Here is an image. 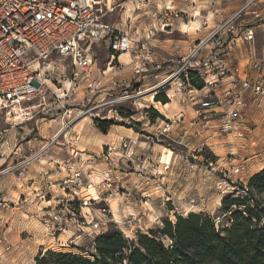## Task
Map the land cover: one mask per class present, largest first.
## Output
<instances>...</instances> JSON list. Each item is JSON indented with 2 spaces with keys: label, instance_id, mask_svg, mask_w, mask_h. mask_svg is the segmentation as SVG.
Instances as JSON below:
<instances>
[{
  "label": "rangeland",
  "instance_id": "1",
  "mask_svg": "<svg viewBox=\"0 0 264 264\" xmlns=\"http://www.w3.org/2000/svg\"><path fill=\"white\" fill-rule=\"evenodd\" d=\"M150 1L151 3L148 0L146 5V2L142 3L139 8L138 2L134 0V8L131 5L128 9L118 8L107 13L104 20L123 31L131 25L140 31L159 27L157 20L163 17L168 0H164L163 4L160 3L161 0ZM248 1L220 0L218 6L225 16L241 11L238 22L253 28L256 38L253 47L243 41L236 42V52L241 57L239 64L244 66L246 78L253 81L250 78L255 76L252 66V60L255 59L251 50L253 48L254 55L255 48L260 53L264 46V0H255L244 8ZM190 3L191 0H173L176 9L192 11V6L188 8ZM205 7L211 8L207 4H200L196 11ZM202 11L208 16L207 24L188 32L184 30L187 27L183 28V25H188L185 21H173L166 32H159L151 38L154 52L167 58L173 53L174 43H179L182 48L180 53H184L187 39H191L194 41L192 44H195L199 38L206 37L218 22L212 13L208 15L209 10ZM167 33H170L168 37L172 38L164 41L169 48L157 46L154 41L163 38V34ZM94 49L97 64L93 68V75L87 79L82 77L78 85L72 86L70 90L68 76L72 67L69 59L61 60L56 56L53 58L57 66L52 77L48 76L51 79L49 85L57 93L66 95L64 102L70 110L66 119H73L71 125L63 131V112L52 105L55 108L45 116L41 111L40 97L20 105L26 109L24 112H28V115L19 118L17 124L12 125L14 117L18 118L16 110H12L8 117L6 112L3 113L1 129L9 131L0 141V154L4 153L3 157L0 155V264H37V257L47 250L76 253L94 259L98 236L114 231H120L126 239L135 243L139 235L145 234L159 236L166 245H170L169 237L160 234L159 230L164 228L166 221L175 223L177 215L203 213L214 219L217 228H223L231 225L232 216L231 212L224 210V199L249 198L253 209L264 206V192H252L249 186L250 179L264 169V101L261 105L256 104L251 90L244 93V114L247 115V120L242 136L237 130L231 133L223 132L219 126L220 115L207 125L203 122L196 123L194 118L198 104L189 100L183 103L179 94L174 95V88L171 91L167 88L159 92L171 103L167 108L156 107L150 96L145 97V94H150V91L146 90L140 97H131L118 106L98 107L102 100L109 101L124 95V90L116 88L114 81L132 83L136 81V76L133 60L130 63L123 61L119 68H112L108 65V46L104 44L95 46ZM157 63L161 64L162 60L159 59ZM52 66L49 70H53ZM127 66H132L134 77L119 76L118 71ZM166 66L167 64L152 65L149 76L154 72L165 76L168 71ZM62 74H66V77ZM262 76L264 77V72ZM58 79L66 83L60 85ZM155 80L149 79L142 89L156 84L161 78ZM96 82L100 86L94 94L89 85H95ZM194 84L198 87L203 85L201 82ZM227 87V83H222L219 92H223ZM133 91L134 88L128 89L129 94ZM159 102L164 103L163 97ZM153 110L158 115L153 116ZM44 117V121L39 120ZM54 120L57 122H53ZM105 121L112 123L107 133H103L99 128L100 123ZM167 123L171 125V129L161 133ZM59 131H62V134L53 138ZM71 132L82 134L77 145L72 143L68 134ZM123 138H126L127 144L134 149V155L129 161L145 164L142 166L145 168H125L123 174L118 175L117 185H113L110 193L101 192V200L98 203L91 201L95 208L94 213L99 212L100 208L107 207L111 210L113 221L105 230H80L84 219H79V215L75 216L73 210L78 203L79 190L67 182L76 178L71 166L83 172L79 178L88 185V177L92 172L103 171L106 166L115 167L114 161L107 163L102 169H95L92 163L106 164L104 155L109 146L119 143ZM53 139L55 141L47 145L48 141ZM77 149L80 151L74 156V150ZM34 153H37V156L34 155L35 158L30 160ZM123 160L127 161L126 158ZM120 166L124 167L123 164ZM238 166L245 169L235 174L233 169ZM245 183L249 186V192L242 193L241 189ZM135 186L143 190L139 191ZM125 187H132L129 194ZM83 190L86 195L87 191ZM143 192L148 193L146 198H142ZM105 197L110 198V204L107 203L109 199ZM239 209L243 207H231L233 213Z\"/></svg>",
  "mask_w": 264,
  "mask_h": 264
},
{
  "label": "built area",
  "instance_id": "2",
  "mask_svg": "<svg viewBox=\"0 0 264 264\" xmlns=\"http://www.w3.org/2000/svg\"><path fill=\"white\" fill-rule=\"evenodd\" d=\"M147 1L137 0L140 4ZM219 2L220 0H191L188 8L192 6L193 9L188 11L176 9L173 0H168L164 7L163 17L157 20V24H160L159 27H150L140 31L137 28H132L131 25L129 29L123 31L113 23L104 20L107 13L122 7V0H0V124L4 112L8 117L14 110L13 106L16 107L23 102L40 97L41 111L45 116L53 110L52 108H60L59 111L63 112L62 118L65 123L61 130L63 131L68 125H71L73 119H66V115L70 111L64 102L66 95L57 93L49 85L50 77L55 73L57 66L53 58L56 56L61 60L69 59L72 67L68 76L70 82L68 90H70L72 86L78 85V81L82 77L87 79L93 75V68L97 64L94 47L106 44L110 52L108 65L112 68H119L123 64L119 59L122 53L132 51L136 54L133 58L136 81H132V83L114 81V86L123 89L124 95L109 101L102 100L98 107L118 106L131 97H140L146 92L145 90H150V93L153 92L155 96L167 88L170 91L174 88V95L178 96L179 94L183 103H187L186 101L189 100L191 103L198 104L194 118L196 123L203 122L204 125H207L220 115L219 126L223 132L231 133L237 130L238 134L242 136L244 133L242 130L246 127L247 120V115L244 114L246 105L245 99H243L244 93L251 90L256 104L261 105L264 101V77L262 76L264 46L260 53L255 48L254 55L253 48L251 50L252 57L255 59L252 60L255 76L250 78L253 80L250 81L245 76L244 66L241 67L239 64L241 57L236 52L238 47L236 42L243 41L253 47L256 41L253 28L250 27L251 25L238 22L241 11L225 16L218 6ZM254 2L255 0H249L244 8ZM200 4H207L211 7L210 9L205 7V9L209 10L208 15L212 13L218 22L214 29L206 37L199 38L195 44H192L194 41L191 39H187L184 53H180L182 48L179 43L172 45L173 53L170 57L166 58L154 52L150 42L151 38H154L159 32H166L173 21L181 20L190 24L194 20L199 27L208 23V16H205L202 11L205 9L196 11ZM174 52L182 55H176ZM159 59L162 60L161 64H167V74L156 84L142 89L147 85L151 66L161 65L157 63ZM51 66L53 70H49ZM65 75L62 74L64 78ZM57 82L61 83L60 85L66 83V81L61 82L60 79ZM195 82H201L203 85L198 87L194 84ZM222 83H227L228 87L223 92H219ZM89 86L96 94L100 84L90 83ZM133 88L134 91L129 94L128 89L133 90ZM168 96L171 98L169 94ZM89 100L91 101L92 98ZM64 115L65 117H63ZM44 119L45 117L39 120L44 121ZM17 120V117H14L12 125L13 123L17 124L19 122ZM7 121L11 123L8 118ZM37 128L40 129L39 126ZM170 129L171 125L167 123L160 132L165 133ZM8 131L9 129L2 130L0 125V141L6 137ZM68 134L72 143L77 145L79 133ZM54 141L55 139L52 140V143ZM127 142L126 138H123L120 140V144L117 142L109 146L104 155L105 163L107 165L114 161L115 167L105 165L106 167L101 171L103 177L101 183L94 184L92 179L94 172L100 170L92 172L88 177L87 185L79 178L83 172L71 166L73 176L76 178L67 182L79 190V192L76 191L79 194L78 203L75 204L73 210L75 216L79 215V219L81 217L84 219L83 225L85 226L80 225V230H85V228L90 232L105 230L106 226L113 221L111 210L107 207L100 208L99 212L94 213L95 208L91 201L98 203L101 200V192L110 193L113 185H117L118 175L123 174L125 168L135 167L136 170L145 168H142L145 164L129 161L134 155V149ZM77 151L80 150H74V156L78 155ZM0 155L3 157L4 153ZM34 155L37 156V153L28 158L32 160L35 158ZM123 158H126L127 161H124ZM121 160H123L124 167L120 166L122 165ZM93 167L98 169L95 165ZM244 169L238 166L233 171L235 174H239ZM92 185H94V193L91 191ZM125 188L128 194L132 190V187ZM135 188L139 191L143 190L139 186H135ZM83 189L87 191L86 195L83 194ZM241 192H249L247 183L244 184ZM97 193L98 195L95 196ZM146 194L148 193L143 192L142 198H146ZM107 199H109L107 203L110 204V198ZM107 199L105 200L107 201ZM71 210L72 208L67 211ZM85 232L88 231L85 230Z\"/></svg>",
  "mask_w": 264,
  "mask_h": 264
},
{
  "label": "trees",
  "instance_id": "3",
  "mask_svg": "<svg viewBox=\"0 0 264 264\" xmlns=\"http://www.w3.org/2000/svg\"><path fill=\"white\" fill-rule=\"evenodd\" d=\"M161 97L163 104L168 103L160 93L155 101ZM111 124L105 121L99 128L107 133ZM249 186L252 192H264V169L250 179ZM236 205L243 209L233 213L231 207ZM223 207L232 213L231 225L223 228L203 213L177 215L175 223L166 221L159 233L169 237L170 245L159 236L145 234L135 243L114 231L98 236L94 259L47 250L37 257V264H264V206L253 209L249 198H226Z\"/></svg>",
  "mask_w": 264,
  "mask_h": 264
},
{
  "label": "crops",
  "instance_id": "4",
  "mask_svg": "<svg viewBox=\"0 0 264 264\" xmlns=\"http://www.w3.org/2000/svg\"><path fill=\"white\" fill-rule=\"evenodd\" d=\"M135 1H137V0H135ZM162 2H160V3H162L163 4V1L164 0H161ZM122 2H123V6H125V9H126V7L127 8H130V6L129 5H131L133 8H134V6H136V4H135V2H134V0H126V1H123L122 0ZM148 2V1H147ZM147 2L145 3V5L147 4ZM158 2V1H157ZM137 3V2H136ZM149 3H151V1L149 0ZM137 5L139 6V8H141V4L138 2L137 3ZM137 8V7H136ZM228 10H229V8H227ZM184 26V25H183ZM187 27V26H186ZM187 29V28H186ZM185 30V29H184ZM170 33H167V34H163V38H160V39H156L154 42H156L157 43V46H159V47H165V48H169L168 47V44L166 45L165 43H164V41L165 40H170V39H172V38H169L168 36H170L169 35ZM155 43V44H156ZM142 52V51H141ZM134 55H136L135 53H122L120 56H119V59H120V61L121 62H126V63H130L131 62V60H133V58H134ZM129 65V64H128ZM118 73H119V76H125V77H130V76H133L134 77V75H132V66H127L126 68H124V70H122V71H118ZM156 73H158V72H154L153 74H154V76H153V74H152V76H150L149 77V79L151 80H154V79H156L155 81H157V80H159L160 78H162L164 75L163 74H156ZM148 79V80H149ZM170 103V102H169ZM171 104V103H170ZM106 164H104L103 162H99V167H100V169H102V167L103 166H105ZM261 170V168L258 170V171H260ZM255 172H257V171H255ZM254 174V173H253Z\"/></svg>",
  "mask_w": 264,
  "mask_h": 264
},
{
  "label": "bare ground",
  "instance_id": "5",
  "mask_svg": "<svg viewBox=\"0 0 264 264\" xmlns=\"http://www.w3.org/2000/svg\"><path fill=\"white\" fill-rule=\"evenodd\" d=\"M121 8H125V6H123V2H122V7H121ZM127 9H128V8H127ZM184 26H185V27L187 26V29L184 28ZM184 26H183V28L185 29V31H194V30H196V27L198 26V24H197L196 21L192 20V22H191L190 24H188V25H184ZM192 29H194V30H192ZM146 91H150V90H146ZM146 95H147V96H146ZM149 96H150L151 101L155 104L156 107L167 108V107H169V105H170V103H168L167 105H164V104H162L161 102H157V101H155V100H154L155 96L153 95V92H151L150 94H145V97H149ZM32 108H33V107H32ZM14 110H16V113H17V115H18V118H17V119L22 118V116H24L25 114L28 115V112H24V110H26V109H23V106L18 105V106H16V107L14 108ZM18 110H19V111H18ZM13 113H14V112H13ZM82 119H83V118H82ZM53 122H57V121L54 120ZM61 134H62V131H59V132L55 135V138L59 137ZM81 137H82V134H79V140H81ZM49 143H50V145H51L52 140L48 141V144H47V145H49ZM93 165H95L98 169L100 168V167H99V162H94ZM92 179H93V181H94V184H95V183H101V182H102V179H103V177L101 176V171L94 172V175L92 176ZM91 191L94 193V185H92ZM97 195H98V193H97L95 196H97ZM113 199H114V198H112V200H113Z\"/></svg>",
  "mask_w": 264,
  "mask_h": 264
}]
</instances>
